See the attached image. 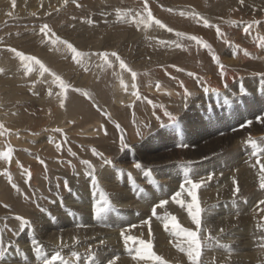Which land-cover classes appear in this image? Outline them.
<instances>
[{
    "label": "rangeland",
    "instance_id": "1",
    "mask_svg": "<svg viewBox=\"0 0 264 264\" xmlns=\"http://www.w3.org/2000/svg\"><path fill=\"white\" fill-rule=\"evenodd\" d=\"M223 1L224 0H221L220 2L223 4L224 3ZM141 2L139 0H75V3H73V0H35V1L34 0H0V69H2L3 72L5 71L4 72L5 74H4L3 72L1 73L2 70H0V79H1L0 81L4 82V83L6 82L8 84L7 87H16L17 85H18V87H21V89L23 91L20 89V90H18V92H20V94L23 93L22 99H24V101H22V102H26L29 100L34 101V99L36 98V94H35L36 91H39V90L44 91L42 94H47L48 91H46V88H48V87L58 88L59 92L61 93L59 95V97H61V98H59V102L57 103V105L59 106V108H62V112L66 113V114L69 113L71 115L70 120L72 119L71 121L69 120L70 122L68 123V125H65V126L70 127V128H71V125L73 126V124H76V126H77V127L72 128V130H70V132H68L70 134L69 136H71V137L78 138V134L76 132H73V131L78 130L82 126L83 123H86V124L90 123L87 121H89L91 119V117L93 116V112H95V114H97V116H99L101 121L110 120L111 125L116 130V134H117L116 138H114V140H113V143H109L110 145H113V146H110L108 143L101 141L100 139H97L96 135L92 134L89 136L90 139L86 144H84L82 142H78V145L80 144L79 146H81V148L88 149L87 152L90 153L89 157H86L83 159L78 158V160H76V158H74V157L72 159H70L66 156L61 155L60 157L56 158L55 161H53V162H55L54 166H51V165L45 166L44 168H47V169H50L52 171H56L58 173H61L62 176H59L57 174L53 175V176L52 175H45L47 185H46V189L44 191L41 190V187H37L38 179L35 178L34 177L35 175L33 176L31 173H27L26 177H23L20 174L18 176L19 179L14 177L16 171L7 174V179L9 181V184L15 189L14 194L17 195L18 198H20L23 201L21 204H17V205L15 204L16 201H11V204L6 205L7 209H8L7 212L9 211V213H12V215L11 216L9 215V217H13V218H15L17 216L23 217L27 221H30V224H31V223L35 222L36 219L39 218L40 215H41V217L39 219L42 220L43 217H45V218L51 217L52 216L51 213H55V214L59 215L60 213L66 212L67 213V218H66L67 220H72L74 218V223H76L77 226H79V227L82 226L77 231V234H78V232L80 233V232L85 231V230H88V232L92 231L94 228L98 227L97 223H100L104 220H107V217L109 214H112L114 217H116L118 214L122 215V217L120 216L121 218L118 221V223H120L119 224L120 226H123V227L127 226L125 224H122V222H128L133 217H136V218H138V221L132 219V220H134V223H133L134 226L135 225L139 226L141 224V225L148 226L149 229H151V230L154 229L153 225H155V226L158 225L159 220H157V218L158 217L160 218V216L162 215V216L166 217V219H162V220H164L163 225L164 224L167 225V229H166L165 225H164L165 229L163 228V225H161L160 227H157L158 229H157L155 237H153L151 234L148 235L147 237L146 236L141 237V234H143V233H140V236L138 238L139 234L135 235V232H131V234H129L131 230L127 229L129 231V233L125 234V235L128 236V238L124 242L123 239L126 237L124 235V233H119V234L117 233L116 234L115 232H112V233L107 234L109 237H111L113 239L106 238L108 236H105V234H106L105 233L102 235V236H104L103 238H102V236L100 237V239H102V242H98L100 245L99 244L92 245L94 243L89 244L87 241H82L81 245H80L81 247L79 245H75L74 250H72V249L68 250V248H64V247L61 248L60 249L61 253L62 252H63V254L66 253L65 255L61 254V257L63 258L64 261L67 262V264H109L110 261L112 262V264H114L115 260L110 258L111 253L108 252L107 250H110L113 248L116 250H118V249L121 250L128 243L135 242L137 240V244L140 246V249L137 251V253H133V255L134 256L139 255L138 258H140V259L145 258L144 260H137L138 264H141L142 262H143L142 264H155V263L161 264V262L157 261L156 257H159V256L160 257H166V255L163 253V252H165L166 248L168 250L173 249L174 252L178 253L179 257L183 258V259L179 260L178 262L185 261V263H188L187 259H189V258H188V255L186 254V252L190 246L195 247V245L191 244L187 233L184 231H180V229L187 230L188 228L186 226L192 220V216L189 214L190 213L189 212L190 211L189 205H192V208H191L192 213L196 212L195 208H196V205H198L199 208L201 209V212L199 213V220L201 219L200 223H199V227L197 225L196 226L193 225L192 226L193 228L191 229L192 230L191 232H195L197 234V239L199 240V242L201 241L200 245L202 244L201 245L202 248H200V255L197 258L199 260H197V262H200V264L202 263V261H203L202 264H224V262H226L225 258H218L215 255L214 256L213 255H207V254H209L210 251L206 249L205 251H208V252H204L203 245L205 246L206 240H207L210 233L217 235V233L220 230L224 229V228L218 229V226L222 225L221 227H223L224 221H226V222L229 221V217H230V220L232 221V223L230 225L231 227H228V229L231 230L232 232H234V238L235 239H230V240L226 239L227 242H231V243L232 242H234V243L245 242L244 244H242L243 246L242 245H239V246H240V248L245 247L246 249H242V253H245V252L246 253H245V255L239 256L238 258L240 260H242L241 258L244 257L246 259L245 261L247 264H264V203H261V202H264V188L260 187V183H261L260 177L262 175L261 165L264 164V120L259 121V122L256 121V118L258 116L264 117L263 113L261 114V112H259L260 109L262 107H264V105H263L264 104V73L262 72V70H264V67H263L264 65L262 64V63H264V61H263L264 60V53H263L264 52V34H263L264 33V23H263L264 17L263 16L264 15H261L262 16L261 18L259 16L258 17L259 19H257V17H255V20H253L251 18L247 19V23L249 22L248 26L243 27V29H245V27L250 29V31H247V32H249L247 36L245 35L246 32L243 33V30L242 31L237 30V32L240 34V35L238 34L239 37H237L239 43H241L239 45H242L245 48V49H243L244 52L246 51L247 53L250 54V55H246L244 53L245 55L243 56V61L246 62L248 60L247 67L249 70H251L250 72L253 73V75L252 74L250 75V72L246 71L247 73L246 72L242 73L241 74L242 77H239V80L237 82H234L232 84V86H230L228 88L229 90L226 89L224 92H213V94L211 91L209 93H207L204 90H202L201 87H199L198 85L195 86L193 83L195 81V79H193L194 76H198L197 74L200 75V73L202 75V72H199L198 67L196 65H193V60H192V58L190 59L191 55L190 56L187 55V58L184 56L185 58L179 59L177 62H175V65L172 66L173 68L176 67L175 69L171 68L172 72L173 71L176 72V73L174 72L175 76L172 72H170V73L172 74V76L174 78L179 77L178 80H180V81L182 78L185 77L184 79H188V81L192 82V85L189 88L191 89V87H192L193 89H191V90L188 89V92L189 93L191 92V93L189 96H187V98L191 97L193 95H197V96L203 97L204 99L201 98V102H197L198 97H196V99L194 101L196 104L194 103V104H192V106H190L189 105L190 101L188 102L187 99H184V102L182 103V100L176 101L177 99H175L176 98L175 96L173 97L172 95L168 94L170 96L169 98H171L174 101L169 102L172 105L168 104V102H166V103L164 102L163 104H165L164 106H166L167 104L170 106L169 107L167 105L168 106L167 109H170V112H168V113H170L173 117H175L176 122L175 123L170 122L167 124H163L160 122L159 124L158 123L153 124V123H151V121H149L146 125H144L143 123L141 124L140 122H135V124H136L135 130H134L135 132L133 134L132 133L129 134V133H127V131L125 133V129H124L123 125H121L122 123H119L117 119H113L111 116V113L108 111V108L110 107V104L108 103V101L109 102H111V101L107 97V95H108L107 93H110V91L113 92V90H111V88H110V90H108L109 89V87H108V89L105 90L106 94H107L105 96L106 98L105 97L102 98L97 93V90L95 88L96 85H94V87L88 85L89 88L86 86H84V87L82 86L83 88L82 87L80 88V87H77L75 85L76 84L74 82L76 80L75 79V74H76L75 71H77V70L81 71L82 69L85 70V69H87V67H89L91 70V67H93L94 61L92 63H90L91 65L88 66L89 61H88L87 55L78 56L77 59L74 60L73 59L74 53L67 47L66 44H63V41H67V42L73 44L75 39L84 41L87 39V37H89L88 40H90V39H92L94 41L98 40L97 42H101L102 40H105L108 37H115L116 39H126V37H128L127 36L128 35L127 30L133 31V33H135L137 30L136 25L133 23V21L136 19L135 18L136 14H134V13L137 12V14H138L139 9H142V8L145 9V0H141ZM176 3H179V2H176ZM163 4H166V3L162 0H147L148 10H149V7L151 5V7L153 9L155 7L157 9L158 8L160 9V6H161L162 10H166L169 12L171 10V8L168 6H165ZM172 4H174V3H172ZM179 4H181V3H179ZM16 5H17V7H16ZM55 5H57V6H55ZM218 7L216 9L220 11L221 7H219V8ZM36 8H37V10H36ZM163 8H165V9H163ZM7 9H8V11H7ZM117 10H120L119 15L117 14ZM154 10H152V11H154ZM170 12H172V11H170ZM8 13H11V15H9ZM216 13H217V11H216ZM5 14H7V16ZM145 15L147 16L146 11H145ZM133 18H135V19L131 22V19H133ZM224 18L225 19L227 18L226 21H228V22H226L225 19L218 18L219 21H221L222 23H225V24H221L220 26L221 27L226 26L227 30L230 32L232 31V34H233V32H235V30H234L235 28L233 27V25H236V24H233L232 20H236V18L232 19L231 23H229L230 21H229L228 16L224 17ZM249 19L252 22H250ZM262 19H263V21H262ZM223 20L225 22H223ZM226 23H228L232 27H230L229 25H226ZM250 23H251V25H250ZM44 25H47V28L42 32L41 29ZM228 26L232 29L234 28L233 29L234 31L229 30ZM252 26H254V28L257 27V28H255L256 30L254 28H252ZM241 33L244 34L245 36L242 35ZM260 34H263V35H260ZM133 35L134 34H132V36ZM187 46L191 47L190 44ZM260 46L263 48L260 49L259 48ZM74 48L77 51H80V53L81 52L85 53V51L83 52V50H81V49L79 50V47L76 45H74ZM13 49L16 51L15 52L12 51ZM227 49H228V47H227ZM232 49L233 48L231 47L230 51H232ZM16 52L23 53L26 56L36 57L50 71H48V72L42 71L40 66L38 64H36L34 61L21 60V58L16 55ZM193 52H198V50H196V48H193ZM251 52H252V54L258 53V56L260 54H262L263 57L259 56V58H258V57L254 56L255 59L258 58V59H256V61H258V62H259V59L260 60L262 59L260 61L261 65L258 62H256L257 64L253 63V62H255V60H253V58H251L253 56V55H251ZM196 54H198V53H196ZM245 57H247V58L250 57L249 59L251 60V62L249 59H245ZM107 58H109V57L107 56ZM197 59H199V58H197ZM177 63L179 65V67H178ZM198 64H199V62H198ZM185 65L191 66L192 69L189 66H186V69H187L186 70L185 68H183V66H185ZM180 66H181V68H180ZM102 67H103V69H102V77L101 78H104V77L107 78L108 77L107 86L111 85V83L113 81L112 79L114 77V74H113V72H111L109 70L110 69L109 62L105 61L102 64ZM188 68H190V69H188ZM6 69H7V71H6ZM19 69H20V72L18 71ZM68 71L69 72L72 71V72L69 73ZM259 72H260V74H259ZM52 73H55L62 80L64 79L63 82L67 86L66 88H63L64 90L60 87L58 82H55L54 77L52 76ZM262 73H263V75H261ZM26 74H27V76H26ZM11 75H13V77H11ZM63 75H65V76H63ZM176 75H179V76L177 77ZM181 75H182V77H181ZM3 76H6V78H4ZM69 76H71V77H69ZM42 77H44L43 80H42ZM173 77L167 78V80L164 79V81L170 82L172 80L171 82H174L175 79ZM68 78H70V79H68ZM15 80H17V81H15ZM38 80H40V81H38ZM36 81H37V83H36ZM135 81L138 83L136 86V89H141V87H142L141 75H139L138 73L135 77ZM182 81H183V79H182ZM8 82L9 83L12 82V84H9ZM73 82H74V84H73ZM101 82L102 81H98V85H99V83L101 84ZM240 84H242V85H240ZM238 85H240V86H238ZM26 88H28V89H26ZM241 88L244 89V94H242ZM143 89L144 88H142V90ZM77 90H79V91H77ZM144 91L146 93H142L143 94L142 97L146 100L149 99L150 103H153V101H155L154 97L158 96V95L156 93L154 95V93L152 91L147 90V89H144ZM27 92H29V93H27ZM199 92H201V93L199 94ZM230 92H233V93H230ZM221 93L222 94L224 93V94L222 95ZM66 94H68L69 97ZM220 95H222L223 97ZM225 95H227L228 97ZM74 98H78L80 101L84 100L85 106L90 109V115H89L90 117H87V119L90 118L89 120H86V118L83 115H80L79 113L76 112L77 111V106H75L76 103L72 104V101ZM60 101L63 102V106H61ZM225 101H227V102H225ZM106 104H108V105H106ZM131 104L132 103L127 102V104L123 108L126 111H131V110H133V108L128 107ZM176 104H178V105H176ZM223 104H226V105H223ZM0 105L4 106V105H2V103H0ZM184 108H188V109H184ZM171 109H172V111H171ZM179 110H182L181 112L183 115L178 113ZM74 111H75V113H74ZM177 113H178V115H177ZM77 114H79V115L77 116ZM218 114L220 115V118L222 119L220 122L216 121V119H215V117H217ZM234 116H236L237 118H236V120L233 121ZM74 118H75V120H73ZM76 118H78V119H76ZM211 121H213V122L211 123ZM248 121H251V124H247L246 122H248ZM205 122L206 123L209 122V124L207 123V125H204ZM141 125H143V126L141 127ZM241 125H244L243 129L241 128ZM235 126H238V127H235ZM48 127H49L48 125L37 127L36 128L37 130L33 129L32 133L35 135H41L43 132H45V129H49ZM56 128L62 130V131H57V133L60 136V139H61V142L63 143V145H67L66 144L67 139H66L65 132L63 131V128L60 126L59 127L56 126ZM20 129H21V126H19L16 130L20 131ZM11 130H12L11 127L3 128V130L1 131L2 134L0 136L1 140L8 141L9 140L8 137H9V134L11 133ZM142 130H143V132H142ZM203 130L212 131V133L208 134V135L203 134L200 137L196 138L195 137L196 134H198L199 132H201ZM236 131H239V132H238V134L234 135V133ZM242 132H244V133L242 134ZM230 133H231V135L228 136L227 134H230ZM164 135L167 136V140L162 142L161 138ZM122 137H123V141H124L123 144L121 143ZM241 138L242 139L244 138V140L239 141V142L236 141V140H240ZM249 138H251V140L255 142V145H256L255 147H253L252 144L249 143ZM208 140L210 142H208ZM134 141H136L139 144V148L141 150V153H143V150H144L145 153L156 154V156L159 154L158 157H160L161 163L163 161V163L165 162L166 164L165 165L158 164L156 166H150L148 163L142 164L143 162L146 163L145 161H143V158H141L139 160L135 159L133 161L139 162V164L142 165L143 168H141V170H140V168L135 167L136 169H130L129 171H127V172H129L127 174H129L130 176L133 177V178L131 177L128 180L121 179L123 173H125V172H123L122 168L118 167L119 170H118L117 182H115V181L109 182L110 186L107 185L108 189H106L107 191L111 190L112 192L113 191L115 192L116 195H113L115 200L111 199L113 196L112 197L107 196L108 200L110 201V207H107L104 210L105 213H104V211H101L99 213V215L96 216L93 212V204L100 201V199H101L100 193L101 192L104 193V191H101L100 193H98L96 191V188L92 187V182H90L91 179L86 181V177L88 176L87 175L88 173L91 174V172L95 173V171H97V167L94 166V164L91 161L92 159L90 157L92 155H93L92 158L96 157V159H94V161H96L98 163V165L101 164V162H103L104 160H106V159L108 160V158H110V160L111 159L112 160L118 159V161H116V162H118L120 164V166L122 167V165H124L126 163L125 161L127 159L119 157V155L121 156L122 153L127 150L128 145ZM140 142H142V143H140ZM188 142H190V143H188ZM200 143H202V144H200ZM245 143L251 151L249 150L247 152V154L245 153L246 155L245 154L242 155V153L240 151H243V149L241 147H242V145L244 146ZM103 144H104V146H103ZM106 144L108 145V148L110 146L113 149L112 148L111 149L106 148V150H108L109 152H105L104 150L99 149L102 146L105 147ZM181 144H183V145L186 144V146L185 147L178 146ZM9 148L12 149L11 155L14 157L16 156L15 158L18 160L19 163L24 161V160L21 161L22 156L20 155V151H21L22 147L20 144L19 145H12L10 143ZM209 148H210V150H209ZM93 149H95L96 153L102 154V156H104V157L102 158L101 155H94ZM221 150H223V151H221ZM161 151H162V153H161ZM112 152H115L116 154L113 156ZM253 152H256L257 154L253 155ZM110 154L112 155L113 158L110 157ZM176 154H177V156H176ZM99 156H100V159L98 158ZM171 156H172V158H171ZM164 157H165V159H164ZM200 158H202V159H200ZM79 160L90 162V165L82 163L83 164L82 168H84V169H82V171H81V170L77 169V165L75 162V161H79ZM258 160H259V163H257ZM194 161H196V162H194ZM49 163H51V162H49ZM145 165H146V167H147V165H149L148 166L149 169L146 168ZM131 170L137 174H135V173L133 174V172H131L132 173L131 174L130 173ZM153 171H154V173H153ZM40 173L43 175V172H40ZM139 173H145V174L148 173L149 174V175H147L148 178L143 180L141 178L142 176ZM109 175H110V173H109ZM156 175L159 177H157ZM9 176L11 177V180H9ZM110 176H111V178L113 177L112 175H110ZM59 177H62L65 180V182H67L68 187L64 188V192H61L57 188L58 183L56 182V178H59ZM138 177H139V179H138ZM33 178H34V180H36L35 182H34ZM161 179H164V181ZM188 179H191L193 182L198 183L200 185V187H198L195 190L196 191V203L195 204H193L192 197L189 195V192H188L189 189L191 188V185L186 183V181ZM18 180H20V181H18ZM133 180H136V181H133ZM142 180L144 182H142ZM147 180H148V182H147ZM151 180H154L153 181L154 183ZM125 181H127V182L125 183ZM139 181L141 183L140 185L137 184V183H139ZM150 181L156 185H153ZM202 181H204V182H202ZM234 181H235V184H234ZM161 182H163L164 184L162 185ZM201 183H202V185H201ZM150 184H151V186H150ZM182 184L184 185L183 188L181 187ZM241 184H243V185L241 186ZM14 185L16 188L14 187ZM210 185L211 186L213 185V186L211 187ZM88 186H90V187L88 188ZM115 186H117V187H115ZM146 186H148V187H146ZM111 187H113L114 189ZM132 187H134V189ZM162 188H163V191H161ZM237 188H238V191H236ZM92 189L94 191H92ZM169 189H171L172 192ZM212 189H213V191H212ZM72 190H73V193H72ZM69 191L72 193V195H74L73 200L70 202H68V199H67V194ZM90 191H92V192H90ZM127 191H129V194ZM234 191H235V195H234ZM88 193H91V194H88ZM120 193H122V196H124V197L126 196L128 200L132 201L131 203H133V204L128 205L127 202L122 201L124 199L121 200L120 198H118L117 196L121 197ZM130 193H131V195H130ZM155 193H157V194H155ZM168 193H169V195H168ZM176 193H180V195L178 196V199H177V196L175 197V199L173 198ZM126 194H128V196ZM147 196H148V198H147ZM130 198H135V199H130ZM148 199H150V200H148ZM189 200H191V201H189ZM119 201L126 203V206L125 207L124 206L123 207L118 206V208H117L115 203L119 202ZM134 201H136V202H134ZM137 201H139V202H137ZM161 201H165L166 203L163 206H160ZM29 202H33V206L30 205ZM140 202H141L143 207H144V205H146L144 207L145 209L141 206ZM136 204H137V206L139 204L138 208L135 206ZM153 205L157 207V208L155 207V214H153V208H154ZM179 205H180V207H179ZM183 205L186 207H184ZM98 206L100 208H104L103 203H99ZM140 207H142V208H140ZM146 208H148V209H146ZM257 208L259 209V212L261 213V216L259 219H257V220L251 219L249 217L250 213L247 215V217L246 216L242 217V214H244L245 212L246 213L248 212L246 210H250V209L255 210ZM81 209L83 212L81 211ZM136 210H137V213L135 214ZM147 210H148V212H147ZM13 211H17V213L13 212ZM164 211L167 213L164 214ZM203 211H205V212H203ZM206 212L209 213L210 214L209 216H211V217L216 216V219L213 218V220L211 219L210 221H215L217 223V228L216 227L213 228V224H204L203 225V223L206 222V220L203 219V217L205 216L204 213H206ZM126 213H127V216H126ZM132 213H133V215H132ZM25 215H27V216H25ZM123 215L125 217V220L122 219V218H124ZM62 216H64V214ZM173 217L175 218V222L172 219ZM180 218L182 221L180 220ZM226 218H227V220H225ZM75 219H77V220H75ZM88 219H89V221H88ZM168 219H170L171 221ZM243 219H246V222L242 221ZM13 220L15 222L10 227V231H11V238L14 240V238H16L17 235L24 234V233H22V234H19V233L24 226H28L29 224H25L22 226L21 221H19L17 219H13ZM108 220H110V219H108ZM183 220H184V222H183ZM216 220H218V221H216ZM42 221L44 222V220H42ZM139 221L140 222L142 221V222L138 223ZM147 222H151V223H148L147 225L144 224ZM112 223H114V222H112ZM155 223H157V224H155ZM85 224H87V225L85 226ZM96 224H97V226H96ZM128 224L130 225V223H128ZM94 225H95V227H94ZM168 225L171 227V230H170ZM174 225H179V229L178 228L175 229ZM203 226H206L207 228L203 227ZM90 227H92V228H90ZM238 227H239V229H238ZM112 228L113 227H111V226L109 227L110 230ZM168 228H169V231H168ZM83 229H85V230H83ZM215 229H216V232H215ZM236 230H237V232H236ZM170 231L172 232L171 235L172 236L174 235L173 237L170 236V234H169ZM188 232H190V231H188ZM182 234H183V236H181ZM204 234H205V237H204ZM222 235L223 234H221V236ZM1 236L3 237L5 235L1 234ZM231 236H233V235H231ZM131 237H136V239H133ZM218 237H220V236H218ZM227 237H230V236L227 235ZM129 238H131V239H129ZM166 238H168V239H166ZM219 239H222V241H223L222 237H220ZM109 240L111 243L108 242ZM0 241H2V239H0ZM141 241H144L143 246L140 243ZM172 241H174V242H172ZM175 241H176V243H175ZM108 243H110V245ZM173 243H175L176 246L172 245ZM10 244H11V242H9L6 247H3L4 255L0 256V259H1V258H4L5 255L7 256L9 254L7 256V260H10V261L8 263L7 262L5 263L4 261H1L2 260L1 259L0 264H15V263H12V262H15V261H12L13 259L19 258V257H20L19 259H21V258L23 259L24 258L23 255L25 253H29V252H30L29 254L32 255L35 260L41 261V262H39V264H43V258L50 257L53 253H56V251H51L47 248H43L41 245V242L38 244L42 249L43 258L40 257L41 252L39 254H37L36 252L33 251V246L30 247L28 245V249L22 250L21 248H18V247L8 246ZM84 244H86L85 245L86 247L83 246ZM148 244H150V247H151V248L149 247L150 249L149 248L146 249L149 246ZM178 244L180 245V247L177 250ZM2 246H3V243H2ZM181 248L185 249V251H181L180 250ZM65 249H67V250H65ZM140 250H142V251H140ZM222 250H223V252H222ZM222 250H219V252L224 253V251H225L224 255L227 253H230L229 254V256L231 258L230 261L234 262L235 257L233 258V256L231 255L232 251L227 250V249H222ZM114 252H113V254H114ZM125 252H127L126 248H125ZM237 252H239V251H237ZM73 253H78L79 257L77 258L76 256L73 255ZM85 254H87V255H85ZM152 254H153V256H151ZM205 254H206V256H205ZM184 255H186V256L184 257ZM150 257H153V258L151 259ZM40 258H42V259H40ZM131 258L128 257L127 260L123 258L124 263H126V261H127V264H129L128 262L132 261ZM210 258H212V259H210ZM107 259H110V260L108 261ZM217 262H219V263H217ZM242 263H243V261H242ZM17 264H29V262H25L24 260H18ZM191 264H193L192 261H191Z\"/></svg>",
    "mask_w": 264,
    "mask_h": 264
},
{
    "label": "bare ground",
    "instance_id": "2",
    "mask_svg": "<svg viewBox=\"0 0 264 264\" xmlns=\"http://www.w3.org/2000/svg\"><path fill=\"white\" fill-rule=\"evenodd\" d=\"M35 1V0H34ZM141 2V0H139ZM164 1L166 4H163L165 6H168L171 8L170 11L172 12H168L166 10H162L161 6L160 9L158 8H152L151 5L149 7V10L152 14V17H154L156 20L161 21L164 25H166V27L162 28L158 25H156L154 22H150L148 23V26L145 27V22H148V17L145 15V9H139V15H137V12L134 13L136 14V19L134 20L131 19V22L133 21V23L136 25L137 30L135 33H133V31H128V37H126V39H116L115 37H108L105 40H102L101 42H97L94 41L92 39L88 40L89 37H87L86 40L81 41V40H77L75 39L74 43L72 44L73 46L76 45L79 47V50H83V52L85 51V53L88 56V66L91 65L90 63H92L94 61L93 67H91V70L89 67H87V69L85 70H77L75 71V85L77 87H88L92 86L96 88L97 93L99 94L100 97L104 98L107 94V97L110 99L111 102L108 101V103L110 104V107L108 108V111L111 113V116L113 119H117L119 123H122L121 125H123L124 129H125V133L127 131V133L129 134H133L135 131V122H140L141 124L143 123L144 125H146L149 121H151V123L153 124H159L160 122L163 124H167L170 123L169 117L168 115H166L165 113L170 112V109H167V107L169 106L168 104L172 105L169 102H172L174 100H172L171 98H169V95H172L173 97L175 96L177 99L176 101H181L182 103L184 102V99H187V101H190V106H192V104H194L196 97L197 98V102H201V98L200 96L197 95H193L191 97H185L184 93H185V89H190L189 87L192 85L191 81H188V79H181L178 80V76L176 75L178 78H174L172 76V74L170 72L171 68H173L172 66L175 65V62H177L179 59L182 58H187V55L190 56V59L192 58L193 60V65H196L199 69V72H202V75L200 73L197 74L198 76H194L193 79H195V81L193 82L194 85H198L199 87L202 88V90H204L205 87H207L209 89V91L207 93H209L212 89H215V92H224L226 89L229 90L228 88L230 86H232V84L234 82H237L239 80V77H242L241 74L246 72V71H251L248 69L247 67V62L243 61V56L245 55L243 49H245L242 45H239L241 43H239L238 41V31H242L243 33L246 32L245 29H243L244 26H248L247 23V19L251 18L253 20H255V17H257V19H259L258 17L260 16V18L262 17L261 15H264V0H224L223 4L220 2L221 0H162ZM105 2V1H104ZM179 2V3H176ZM142 3V2H141ZM174 3V4H172ZM32 4V3H31ZM38 5V4H37ZM40 5V4H39ZM10 6V5H9ZM24 6V5H23ZM31 6V5H30ZM34 6V5H33ZM57 6V5H55ZM153 6V5H152ZM221 7L220 11L217 10V7ZM17 7V5H16ZM20 7V6H19ZM29 7V6H28ZM35 7V6H34ZM148 7V6H147ZM154 7V6H153ZM218 7V8H219ZM4 8V7H3ZM6 8V7H5ZM9 9V8H8ZM7 9V11H8ZM20 9V8H19ZM23 9V8H22ZM21 9V10H22ZM52 9V8H51ZM165 9V8H163ZM10 10V9H9ZM17 10V9H16ZM37 10V8H36ZM154 10V11H152ZM168 10V9H167ZM27 11V10H26ZM217 11V13H216ZM219 11V12H218ZM32 12V11H31ZM2 13V12H1ZM28 13V12H27ZM33 13V12H32ZM181 13H184V15H181ZM199 14V16L197 17L196 15L193 14ZM48 14V13H47ZM7 16V14H5ZM223 17H222V16ZM230 15V16H229ZM2 16V15H1ZM229 17V23H231V20L236 18V20H232L233 24V28L235 30V32L232 31H228L226 26H220L221 24H225L222 23L221 21L218 20V18H222L225 19L224 17ZM264 17V16H263ZM141 18L143 19L144 22H140L137 23L136 21H140ZM203 18V19H200ZM206 19L209 23L210 26H205V24L203 23V20ZM256 19V20H257ZM227 20V18L225 19V21ZM250 20V19H249ZM223 20V22H225ZM263 21V19H262ZM228 22V21H226ZM250 22H252L250 20ZM264 23V22H263ZM226 25H229L228 23H226ZM251 25V23H250ZM254 25V24H253ZM230 27H232L231 25H229ZM228 26V27H229ZM255 26V25H254ZM254 26H252V28H254ZM25 27V26H24ZM217 27L219 28V32L220 34L218 35L217 33ZM229 27V30H233L232 28ZM101 28V27H100ZM172 29V31H168L167 29ZM246 28V27H245ZM257 28V27H255ZM254 28V29H255ZM260 28V27H259ZM106 29V28H105ZM109 29V28H108ZM110 30V29H109ZM233 30V31H234ZM256 30V29H255ZM93 31V30H92ZM98 31V30H97ZM248 31H250V29L248 28ZM104 32V31H103ZM237 32V33H236ZM92 33V32H91ZM177 33H183L186 35H181L178 36ZM249 32H246L245 35L247 36ZM132 34H134L132 36ZM242 34V33H241ZM264 34V33H263ZM260 34V35H263ZM240 35V34H239ZM244 35V34H242ZM244 35V36H245ZM132 36V37H131ZM189 36H195V37H199L201 38L204 42L207 43V45H209L210 47H204L201 44H198L196 41L189 39ZM119 37V36H118ZM85 38V37H84ZM245 38V37H244ZM248 39V38H247ZM250 39V38H249ZM258 43V42H257ZM64 44V43H63ZM191 45V47H188L187 45ZM255 44V43H254ZM15 45V44H14ZM180 45V46H177ZM228 47V49H227ZM233 48L232 51H230V48ZM16 48V47H15ZM28 48V47H27ZM193 48H196V50H198V52H193ZM260 49L263 47H259ZM259 49V50H260ZM80 52V51H78ZM112 52H116L118 54V56L120 57V60H123L124 63L127 65V69H131V72H129L127 69H122L120 67V60H117L116 57L111 56L110 54ZM190 52V53H189ZM254 52V51H253ZM260 52V51H259ZM82 53V52H81ZM100 53H109L108 57L106 60L105 58H102L99 54ZM198 53V54H196ZM256 53V52H255ZM264 53V52H263ZM260 54V53H259ZM250 55V54H249ZM253 55L251 58H253V60H255L256 63L258 61H256V59L259 58V56H262V54H260L258 56L257 54H252ZM185 56V57H184ZM214 56L217 58L214 60ZM258 57L255 59V57ZM263 57V56H262ZM54 58V57H53ZM199 58V59H197ZM250 57H245V59H249ZM97 59V60H96ZM244 59V60H245ZM218 60V62H217ZM250 60V59H249ZM252 60V61H253ZM262 60V59H261ZM259 59V64L260 61ZM18 61V60H17ZM107 61L110 64V71L113 72L114 77H113V81L111 83V85L107 86L108 83V77H102V64ZM183 61V60H182ZM187 61V60H186ZM264 61V60H263ZM78 62V61H77ZM199 62V64H198ZM251 62V60H250ZM249 62V63H250ZM10 64V63H9ZM80 64V63H79ZM181 64V63H180ZM257 64V63H256ZM264 65V63H262ZM7 65V64H6ZM178 65V63H177ZM220 65H223V76L221 75V68ZM250 65V64H249ZM254 65V64H253ZM261 65V64H260ZM262 65V66H263ZM9 66V65H8ZM19 66V65H18ZM76 66V65H75ZM186 66L189 65H185L183 66V68L186 69ZM255 66V65H254ZM257 66V65H256ZM261 66V67H262ZM179 67V65H178ZM191 68V66H189ZM260 67V68H261ZM264 67V66H263ZM17 68V67H16ZM66 68V67H65ZM86 68V67H85ZM176 68V67H175ZM173 68V69H175ZM181 68V66H180ZM188 68V69H190ZM172 69V70H173ZM179 69V68H178ZM177 69V70H178ZM192 69V68H191ZM253 69V68H252ZM256 69V68H255ZM2 70V69H0ZM69 70V69H68ZM73 70V69H72ZM90 70V71H89ZM187 70V69H186ZM7 71V69H6ZM20 72V69L18 70ZM23 71V70H22ZM3 72V70L1 71V73ZM5 72V71H4ZM3 72V73H4ZM24 72V71H23ZM22 72V73H23ZM69 72V71H68ZM72 72V71H70ZM69 72V73H70ZM74 72V73H75ZM132 72H135L136 74L138 73L139 75H141V89H136L133 88V84H135L137 86V82L135 80H133L132 77ZM175 71H173L172 73L174 74ZM253 72V71H252ZM261 72V71H260ZM259 72V74H260ZM262 72L264 73V70H262ZM176 73V72H175ZM247 73V72H246ZM263 73L261 75H263ZM5 74V73H4ZM3 74V75H4ZM253 75V73L250 72V75ZM8 75V74H7ZM25 75V74H24ZM66 75V74H65ZM63 75V76H65ZM157 75V76H156ZM246 75V74H245ZM249 75V76H250ZM255 75V74H254ZM27 76V74H26ZM175 76V74H174ZM4 78H6V76H3ZM11 77H13V75H11ZM40 77V76H39ZM71 77V76H69ZM73 77V76H72ZM173 77L175 80L174 82H165L164 79L167 80V78H171ZM182 77V75H181ZM251 77V76H250ZM8 78V77H7ZM44 77H42L43 80ZM101 78V79H100ZM254 78V77H253ZM252 78V79H253ZM258 78V77H257ZM9 79V78H8ZM26 79V78H25ZM67 79V78H66ZM65 79V80H66ZM70 79V78H68ZM100 79V80H99ZM104 79V80H103ZM137 79V78H136ZM241 79V78H240ZM245 79V78H244ZM1 80V79H0ZM11 80V79H10ZM23 80V79H22ZM27 80V79H26ZM64 80V79H63ZM121 80H123L124 84L123 86L121 85ZM138 80V79H137ZM263 80V79H262ZM9 81V80H8ZM17 81V80H15ZM40 81V80H38ZM98 81H102L101 84L99 83L98 85ZM241 81V80H240ZM245 81V80H244ZM73 82V84H74ZM157 82L159 83V89H157ZM9 83V82H8ZM37 83V81H36ZM39 83V82H38ZM248 83V82H247ZM263 83V82H262ZM9 84H12V82H10ZM110 84V83H109ZM181 84L183 85V87L181 86ZM249 84V83H248ZM252 84V83H251ZM7 83L5 82H1L0 81V103H2L1 106L0 105V124H3V128H9L11 127V133L9 134L8 137V141H4L1 140L0 138V151H7L9 149L10 143L12 145H21V151H20V155L22 156V160L23 162H18V160L10 155V158L8 159H0V239H2V243H3V247H6L7 244L9 242H11L10 245L11 247H18L21 248L22 250H26L28 249V245L31 247L32 245V241L35 240L38 243L41 242V245L43 248H47L51 251H56L58 252L60 255L63 254V252L61 253V248H68L74 250L75 245H81L82 241H87L89 244L90 243H94L92 245H97L99 244L98 242H102V239H100V237L105 234V236H108L107 234L115 232L116 234L118 233H124L128 234L129 230L131 234V232H135V235H138V238L141 234L142 236H148V235H152L153 237H155L156 232H157V227H160L161 225H163V221L162 219H166V217L160 216V218L158 217L157 220L158 221V225L155 226L153 225V230L149 229L148 226L145 225H139V226H134V220L138 221V218L133 217L132 219H130L128 222H122V224H125L127 226L123 227L120 226L118 223V221L120 220V218L122 217V215H117L116 217H114L112 214H107V220H104L98 224V227L94 228L92 231L88 232V230L82 231V232H78L79 230V226H77L76 223H74V218L72 220H67V213H60L59 215L55 214V213H51L52 216L49 218H45L43 217L42 220H44V222L39 219L41 217V215L39 216V218L36 219L35 222L31 223L28 226H24L22 228V230L20 231L19 234L22 235H17L16 238H14V240L11 238V231H10V227L12 226V224L15 222L13 219V217H9V215L11 216L12 213H9V211L7 212V206L11 204V201H16L15 204H21L23 201L18 198L17 195L14 194V188L9 184V181L7 179V174L11 173V172H15L14 177H16L17 179L18 176L21 174L23 177H26L27 173H31L35 178L38 179V183H37V187H41V190H45L46 189V178L45 175H59L62 176L61 173H58L56 171H52L50 169L44 168L45 166L51 165L54 166L55 165V161L56 158L62 156H66L70 159H72L73 157L76 158V160H78V158L83 159L86 157L90 156V153L87 152L88 149L85 148H81V146L78 145V142H82L84 144H86L89 141V136L90 135H96L97 139H100L101 141H104L106 143H113L114 138H116V130L113 128V126L111 125V121L110 120H103L101 121L99 116H97V114H95V112H93V116L91 117V119H87V117H90V109L87 108L85 106V102L80 101L78 98H74L72 101V104H75V106H77V113H79L80 115H83L86 120H89L87 122H90L88 124L83 123L82 126L78 129V130H74L73 132H76L78 134V138H74L69 136L70 134L68 132H70V130H72V128L77 127L76 124H73V126L71 125L70 127H67L65 125H68V123L72 120H70L71 115L68 113H64L62 112V108H59V106L57 105V103L59 102V95L61 94L58 90V88L54 87H48L46 88V91H48L47 94H42L44 91H36V98L34 99V101L29 100L26 102H22L24 101L23 98V93L20 94V92H18V90L21 89V87H18V85L16 87H7ZM21 85V84H20ZM74 85V86H75ZM242 85V84H240ZM238 85V86H240ZM15 86V85H14ZM71 86V85H70ZM111 86V87H110ZM197 86V87H198ZM244 86V85H243ZM82 87V88H83ZM109 87V89H108ZM196 87V88H197ZM198 87V88H199ZM256 87V86H255ZM254 87V88H255ZM23 88V87H22ZM60 88V87H59ZM69 88V87H68ZM72 88V87H71ZM89 88V87H88ZM113 90V92L110 91V93L106 94V89L108 90ZM142 88L150 90L154 93L158 95L154 97L153 103H150L149 99H144L142 97V93H146L144 91V89L142 90ZM197 88V89H198ZM200 88V89H201ZM25 89V88H24ZM28 89V88H26ZM73 89V88H72ZM75 89V88H74ZM191 89H193L191 87ZM190 89V90H191ZM22 90V89H21ZM62 90V89H61ZM64 90V89H63ZM23 91V90H22ZM21 91V92H22ZM27 91V90H26ZM149 91V92H150ZM193 91V90H192ZM256 91V90H255ZM62 92V91H61ZM65 92V91H64ZM68 92V91H67ZM133 92H138L140 98L138 99L137 96L133 95ZM203 92V91H202ZM213 94V91H211ZM237 92V91H236ZM235 92V93H236ZM25 93V92H24ZM29 93V92H27ZM46 93V92H45ZM70 93V92H69ZM191 93V92H190ZM201 92H199L200 94ZM205 93V92H204ZM233 93V92H230ZM26 94V93H25ZM97 94V95H98ZM169 94V95H168ZM220 94V93H219ZM222 94V93H221ZM224 94V93H223ZM222 94V95H223ZM20 95V96H19ZM34 95V94H33ZM68 96V94H66ZM192 95V94H191ZM204 95V94H203ZM211 95V94H210ZM217 95V94H216ZM220 95V96H222ZM231 95V94H230ZM29 96V95H28ZM65 96V95H64ZM205 96V95H204ZM212 96V95H211ZM210 96V97H211ZM227 96V95H225ZM69 97V96H68ZM77 97V96H76ZM79 97V96H78ZM223 97V96H222ZM228 97V96H227ZM29 98V97H28ZM32 98V97H31ZM71 98V97H70ZM69 98V99H70ZM106 98V97H105ZM153 98V97H152ZM207 98V97H206ZM218 98V97H217ZM68 99V98H67ZM101 99V98H100ZM99 99V100H100ZM151 99V98H150ZM204 99V98H203ZM20 100V101H19ZM144 100V101H143ZM153 100V99H152ZM113 101V102H112ZM192 101V102H191ZM61 102V101H60ZM127 102L132 103L130 106L128 107H132L133 110L131 111H126L123 107L127 104ZM155 102V103H154ZM168 102V106H164L165 104L163 103ZM215 102V101H214ZM114 103V104H113ZM126 103V104H125ZM179 103V102H178ZM203 103V102H202ZM201 103V104H202ZM225 103V102H224ZM196 104V103H195ZM204 104V103H203ZM108 105V104H106ZM178 105V104H176ZM180 105V104H179ZM183 105V104H182ZM210 105V104H209ZM226 105V104H223ZM264 105V104H263ZM262 105V106H263ZM71 106V105H70ZM74 106V105H73ZM181 106V105H180ZM186 106V105H185ZM222 106V105H221ZM170 107V106H169ZM182 107V106H181ZM184 107V106H183ZM174 108V107H173ZM176 108V107H175ZM192 108V107H191ZM198 108V107H197ZM259 108V107H258ZM124 109V110H123ZM128 109V108H127ZM184 109H188V108H184ZM95 110V109H94ZM191 110V109H190ZM218 110V109H217ZM172 111V109H171ZM176 111V110H175ZM182 110H179L178 113L182 114L181 112ZM188 111V110H187ZM199 111V110H198ZM225 111V110H224ZM192 112V111H191ZM261 114L263 113L264 115V107H262L260 109ZM75 113V111H74ZM92 113V112H91ZM176 113V112H175ZM177 113V115H178ZM77 114V116L79 115ZM132 114V115H131ZM100 115V114H99ZM175 115V114H174ZM176 115V116H177ZM183 115V114H182ZM185 115V114H184ZM54 116V117H53ZM68 116V117H67ZM205 116V115H204ZM224 116V115H223ZM135 117V118H134ZM181 117V116H180ZM236 116H234V120H236ZM54 119V120H53ZM78 119V118H76ZM135 119V120H134ZM204 119V118H203ZM216 121L220 122L222 119L220 118V115L218 114L217 117H215ZM53 120V121H52ZM70 120V121H69ZM75 120V118L73 119ZM84 120V119H83ZM159 120V121H158ZM78 121V120H77ZM257 121V119H256ZM74 122V121H73ZM213 121H211L212 123ZM77 123V122H76ZM209 124V122H207ZM207 123L205 122L204 125H207ZM242 124V123H241ZM256 124V123H255ZM48 125L49 129H45V132H43L41 135H35L32 133L33 129L35 130L37 127L40 126H46ZM257 125V124H256ZM259 125V124H258ZM262 125V124H261ZM19 126H21L20 131L16 130ZM57 127H62L63 131L65 132L66 135V139H67V145H63V143L61 142L60 136L58 135L56 129ZM143 125H141L142 127ZM260 126V125H259ZM258 126V127H259ZM79 127V126H78ZM116 127V126H115ZM230 127V126H229ZM232 127V126H231ZM238 127V126H235ZM188 128V127H187ZM243 129V127H241ZM189 129V128H188ZM3 129H0V132ZM37 130V129H36ZM208 130H203L201 132H199L198 134H196V138L200 137L201 135L205 134H211L212 131H208ZM249 131V130H248ZM36 132V131H35ZM42 132V131H41ZM143 132V130H142ZM239 131H236L234 133V135L238 134ZM227 133V132H226ZM244 132H242L243 134ZM64 134V133H63ZM128 134V135H129ZM168 134V133H167ZM233 134V133H232ZM240 134V133H239ZM140 135V134H139ZM228 136L231 135L227 134ZM233 135V136H234ZM1 136V134H0ZM144 136V135H143ZM157 136V135H156ZM242 136V135H241ZM132 137V136H131ZM154 137V136H153ZM95 138V139H96ZM144 138V137H143ZM149 138V137H148ZM210 138V137H209ZM224 138V137H223ZM131 139V138H130ZM146 139V138H145ZM214 139V138H213ZM239 139V138H238ZM79 140V141H78ZM132 140V139H131ZM167 140V136L164 135L161 138V141L164 142ZM229 140V139H228ZM244 140V138L240 139V140H236L237 142ZM66 141V140H65ZM91 141V140H90ZM130 141V140H129ZM192 141V140H191ZM222 141V140H221ZM64 142V141H63ZM148 142V141H147ZM160 142V141H159ZM208 142H210L208 140ZM213 142V141H212ZM142 143V142H140ZM190 143V142H188ZM196 143V142H195ZM260 143V142H259ZM102 144V143H101ZM194 144V143H193ZM202 144V143H200ZM205 144V143H204ZM216 144V143H215ZM218 144V143H217ZM241 144V143H240ZM83 145V144H82ZM98 145V144H97ZM110 145V144H109ZM186 145V144H185ZM219 145V144H218ZM59 146V147H58ZM95 146V145H94ZM104 146V144H103ZM101 147L99 149L104 150L105 152H109L107 149H111L113 145H110L108 148V145L106 144L105 147ZM203 146V145H202ZM220 146V145H219ZM227 146V145H226ZM84 147V146H83ZM86 147V146H85ZM215 147V146H214ZM213 147V148H214ZM223 147V146H222ZM170 148V147H169ZM220 148V147H219ZM233 148V147H232ZM243 149V151H240L243 154H247V152L250 150L246 143L245 145L241 147ZM113 149V148H112ZM124 149V148H123ZM142 149V148H141ZM206 149V148H205ZM90 150V149H89ZM92 150V149H91ZM115 150V149H114ZM165 150V149H164ZM183 150V149H182ZM210 150V148H209ZM212 150V149H211ZM100 151V150H99ZM103 151V152H104ZM184 151V150H183ZM206 151V150H205ZM223 151V150H221ZM251 151V150H250ZM165 152V151H164ZM74 153V155L72 154ZM162 153V151H161ZM216 153V152H215ZM250 153V152H249ZM116 153L112 152V155L114 156ZM118 154V153H117ZM240 154V153H239ZM245 154V155H246ZM92 155V154H91ZM105 155V154H104ZM112 155L110 154V157H112ZM159 155V154H158ZM158 155L156 156V154H149V153H145L143 150V153H141V150L139 148V144L134 141L131 144L128 145V148L125 152L122 153V155L119 157L125 158L127 159L124 163V165H122V167L120 166V164L116 161H118V159H111L108 158L109 161H111L110 164H105V160L103 162H101V164L98 165V163L96 161H94V159H96V157L92 156L90 157L92 160V163L94 164L95 167H97V171H95V173H88L87 177H86V181H88L89 179L90 182H92V187L96 188V191L98 193H100L101 191H104V194H106V196H113L116 195L115 192L113 193L111 190L107 191L106 189H108L107 187L110 186L109 182L115 181L117 182V176H118V167L122 168L123 175L121 177V179L124 180H128L130 179L132 176H130L129 171L130 169H136L135 168V164L137 162H134L133 160L137 159H141L143 158V161H145L146 163H142V164H149L150 166H156L158 164L161 165H165L166 163L160 160V157H158ZM107 156V155H106ZM109 156V155H108ZM118 156V155H117ZM177 156V154H176ZM184 156V155H183ZM212 156V155H211ZM104 156H102L103 158ZM245 157V156H244ZM243 157V158H244ZM100 159V156L98 157ZM113 158V157H112ZM117 158V157H116ZM169 158V157H168ZM172 158V156H171ZM247 158V157H246ZM165 159V157H164ZM185 159V158H184ZM202 159V158H200ZM238 159V158H237ZM98 160V159H97ZM107 160V159H106ZM199 160V159H198ZM235 160V159H234ZM165 161V160H164ZM51 162V163H49ZM76 165H77V169L81 170L84 169L82 168V161H75ZM122 162V161H121ZM141 162V161H140ZM196 162V161H194ZM230 162V161H229ZM232 162V161H231ZM10 163V164H9ZM180 163V162H179ZM213 163V162H212ZM173 164V163H172ZM230 164V163H229ZM145 167L148 168V166ZM85 166V165H84ZM141 168H143V166L141 165ZM149 169V168H148ZM121 170V169H120ZM203 171V170H202ZM43 172V175L40 173ZM133 172L132 170L130 171V173ZM137 172V171H136ZM145 172V171H144ZM208 172V171H207ZM112 175L113 177L111 178ZM135 172H133L134 174ZM151 173V172H150ZM154 173V171H153ZM165 173V172H164ZM178 173V172H177ZM193 173V172H192ZM122 174V173H121ZM132 174V173H131ZM137 174V173H135ZM141 176V178L147 179L149 175L148 173H139ZM138 174V175H139ZM93 175H94V179H93ZM120 175V174H119ZM200 175V174H199ZM28 176V175H27ZM136 176V175H135ZM157 176V175H156ZM55 177V176H54ZM159 177V176H157ZM156 177V178H157ZM164 177V176H163ZM177 177V176H176ZM28 178V177H27ZM133 178V177H132ZM195 178V177H194ZM199 178V177H198ZM135 179V178H134ZM139 179V177H138ZM137 179V180H138ZM155 179V178H154ZM178 179V178H177ZM196 179V178H195ZM34 180V178H33ZM132 180V179H131ZM142 180V182H144ZM149 180V179H148ZM147 180V182H148ZM164 181V179H161ZM160 180V181H161ZM197 180V179H196ZM200 180V179H199ZM20 181V180H18ZM36 180H34L35 182ZM136 181V180H133ZM152 182L154 180H151ZM150 181V182H151ZM166 181V180H165ZM175 181V180H174ZM56 182L57 184V188L61 191L64 192V188H65V180L62 177L56 178ZM121 182V181H120ZM127 181H125L126 183ZM151 182V183H152ZM159 182V181H158ZM157 182V183H158ZM204 182V181H202ZM239 182V181H238ZM246 182V181H245ZM253 182V181H252ZM136 183V182H135ZM154 183V182H153ZM152 183V184H153ZM162 185L164 184L163 182H161ZM241 183V182H240ZM239 183V184H240ZM123 184V183H122ZM137 184H141L140 181ZM179 184V183H178ZM246 184V183H245ZM30 185V184H29ZM108 185V186H107ZM116 185V184H115ZM119 185V184H118ZM117 185V186H118ZM128 185V184H127ZM145 185V184H144ZM149 185V184H148ZM156 185V184H153ZM202 185V183H201ZM243 184H241L242 186ZM102 186V187H101ZM115 186V187H117ZM151 186V184H150ZM209 186V185H208ZM211 186V185H210ZM213 186V185H212ZM211 186V187H212ZM240 186V185H239ZM90 186H88L89 188ZM120 187V186H119ZM148 187V186H146ZM166 187V186H165ZM171 187V186H170ZM169 187V188H170ZM210 187V188H211ZM16 188V187H15ZM94 188V189H95ZM113 188V187H111ZM134 189V187H132ZM139 188V187H138ZM164 188V187H163ZM163 188L161 191H163ZM214 188V187H213ZM259 188V187H258ZM114 189V188H113ZM165 189V188H164ZM168 189V188H167ZM166 189V190H167ZM173 189V188H172ZM176 189V188H175ZM179 189V188H178ZM74 190V189H73ZM72 190V193H73ZM117 190V189H116ZM171 192L172 190L169 189ZM208 190V189H207ZM92 191H94L92 189ZM90 191V192H92ZM119 191V190H118ZM213 191V189H212ZM120 192V191H119ZM124 192V191H123ZM129 194V191H127ZM138 192V191H137ZM156 192V191H155ZM189 192V191H188ZM206 192V191H205ZM72 193L69 191L67 194V199L68 202L73 200V196ZM94 193V192H93ZM161 193V192H160ZM164 193V192H163ZM91 194V193H88ZM101 194V193H100ZM121 197L117 196L118 198H120L122 201L127 202L128 205H132L133 203H131L132 201L128 200L127 197L122 196ZM128 194H126L128 196ZM157 194V193H155ZM183 194V193H182ZM131 195V193H130ZM159 195V194H158ZM162 195V194H161ZM169 195V193H168ZM186 195V194H185ZM142 196V195H141ZM150 196V195H149ZM157 196V195H156ZM155 196V197H156ZM160 196V195H159ZM201 196V195H200ZM143 197V196H142ZM176 197V196H175ZM258 197V196H257ZM260 197V196H259ZM148 198V196H147ZM153 198V197H152ZM187 198V197H186ZM205 198V197H204ZM215 198V197H214ZM113 200H115L114 196L111 198ZM127 199V200H126ZM130 199H135V198H130ZM155 199V198H154ZM158 199V198H157ZM178 199V196H177ZM213 199V198H212ZM255 199V198H254ZM257 199V198H256ZM150 200V199H148ZM188 200V199H187ZM140 201V200H139ZM137 201V202H139ZM191 201V200H189ZM124 202H116L115 205L119 207H125L126 203ZM136 202V201H134ZM142 202V201H141ZM140 202V204H141ZM148 202V201H147ZM259 202V201H258ZM86 203V202H85ZM217 203V202H216ZM30 205L33 206V202H29ZM214 204V203H213ZM252 204V203H251ZM250 204V205H251ZM56 205V204H55ZM81 205V204H80ZM170 205V204H169ZM172 205V204H171ZM257 205V204H256ZM100 206V205H99ZM134 206V205H133ZM137 208L139 206H137V204L135 205ZM142 206V204H141ZM146 205H144L145 207ZM154 206V205H153ZM174 206V205H173ZM184 206V205H183ZM210 206V205H209ZM219 206V205H218ZM227 206V205H226ZM260 206V205H259ZM56 207V206H55ZM143 207V206H142ZM140 207V208H142ZM143 207V208H144ZM151 207V206H150ZM180 207V205H179ZM186 207V206H184ZM214 207V206H213ZM84 208V207H83ZM149 208V207H148ZM146 208V209H148ZM157 208V207H156ZM218 208V207H217ZM228 208V207H227ZM145 209V208H144ZM143 209V210H144ZM162 209V208H161ZM186 209V208H185ZM196 209V208H195ZM213 209V208H212ZM249 209V208H248ZM261 209V208H260ZM10 210V209H9ZM129 210V209H128ZM138 210V209H137ZM137 210L135 211V214L137 213ZM142 210V211H143ZM165 210V209H164ZM184 210V209H183ZM211 210V209H210ZM217 210V209H216ZM245 210V209H244ZM243 210V211H244ZM251 210V209H250ZM246 210L248 211L247 213L243 212L244 214H242L243 216H246L249 214V217L251 219H259L261 216V213L259 212V209H255V210ZM258 210V211H257ZM82 211V209H81ZM86 211V210H85ZM169 211V210H168ZM215 211V210H214ZM12 212V211H11ZM16 212L17 211H13ZM83 212V211H82ZM148 212V210H147ZM146 212V213H147ZM178 212V211H177ZM190 212V211H189ZM188 212V213H189ZM205 212V211H203ZM211 212V211H210ZM105 213V211H104ZM110 213V212H109ZM161 213V212H160ZM167 213L164 211V214ZM64 214V216H62ZM103 214V213H102ZM124 214V213H123ZM163 214V213H162ZM169 214V213H168ZM214 214V213H213ZM226 214V213H225ZM87 215V214H86ZM133 215V213H132ZM131 215V216H132ZM204 217L203 219L206 220V222L203 223L204 224H213V228H217V223L215 221H210L211 219L213 220V218L216 219V216L211 217L209 216V213H204ZM222 215V214H221ZM15 216V215H14ZM27 216V215H25ZM80 216V215H79ZM83 216V215H82ZM97 216V215H96ZM101 216V215H100ZM121 216V217H120ZM127 216V213H126ZM135 216V215H134ZM141 216V215H140ZM169 216V215H168ZM224 216V215H223ZM228 216V215H227ZM226 216V217H227ZM238 216V215H237ZM105 217V216H104ZM103 217V218H104ZM124 217V215H123ZM139 217V216H138ZM171 217V216H170ZM218 217V216H217ZM88 218V217H87ZM220 218V217H219ZM228 218V217H227ZM227 218L225 220H227ZM236 218V217H235ZM234 218V219H235ZM96 219V218H95ZM101 219V218H100ZM123 220H125V217L122 218ZM184 219V218H183ZM218 219V218H217ZM77 220V219H75ZM86 220V219H85ZM92 220V219H91ZM170 220V219H168ZM167 220V221H168ZM181 220V218H180ZM201 220V219H200ZM89 221V219H88ZM171 221V220H170ZM182 221V220H181ZM187 221V220H186ZM203 221V220H202ZM218 221V220H216ZM234 221V220H233ZM242 221L246 222V219H243ZM254 221V220H253ZM260 221V220H259ZM91 222V221H90ZM114 222V223H112ZM142 222V221H141ZM140 221L138 223H141ZM169 222V221H168ZM167 222V223H168ZM175 222V220H174ZM184 222V220H183ZM250 222V221H249ZM17 223V222H16ZM130 223V225L128 224ZM151 222H147L144 224H148ZM232 221L230 220L229 217V221H224V225L223 227H221L222 225L218 226L219 228H224L222 230H220L217 235L215 234H209V236L212 237V239H208L206 240V244L205 246L203 245V249L204 252H208L205 251L206 249L209 250V254L207 255H215L218 258H225L224 264H245L246 263V259L243 257L241 258L242 260H240L238 257L239 256H243L245 255V253H242V249H246L245 247L240 248L239 245L244 244L245 242H227V240L230 239H235L234 238V232H232L231 230L228 229V227H231ZM243 223V222H242ZM89 224V223H88ZM96 224V226H97ZM143 224V223H142ZM157 224V223H155ZM174 224V223H173ZM181 224V223H180ZM187 224V223H186ZM238 224V223H237ZM87 224H85L86 226ZM165 225V224H164ZM163 225V228H164ZM193 225H197L196 223L193 222V220H191L188 224H187V230L188 231H192L191 229L193 228ZM247 225V224H246ZM91 226V225H90ZM113 227L111 230L109 229V227ZM169 226V225H168ZM210 226V225H209ZM95 227V225H94ZM206 227V226H203ZM240 227V226H239ZM238 227V229H239ZM242 227V226H241ZM92 228V227H90ZM162 228V227H161ZM170 230L171 227L169 226ZM168 228V231H169ZM198 228V227H197ZM207 228V227H206ZM165 229V228H164ZM167 229V228H166ZM176 229V227H175ZM217 229V230H218ZM237 229V230H238ZM241 229V228H240ZM198 230V229H197ZM203 230V229H202ZM236 230V232H237ZM242 230V229H241ZM174 231V230H173ZM201 231V230H200ZM164 232V231H163ZM180 232V231H179ZM203 232V231H202ZM216 232V229H215ZM244 232V231H243ZM159 233V232H158ZM165 233V232H164ZM167 233V232H166ZM174 233V232H173ZM205 233V232H204ZM1 234L5 235V236H1ZM80 234V235H79ZM170 236H172V232L170 231ZM180 234V233H179ZM185 234V233H184ZM221 234H223L221 236ZM163 235V234H162ZM227 235H229L230 237H227ZM233 235V236H231ZM239 235V234H238ZM126 236V235H125ZM174 236V235H173ZM172 236V237H173ZM178 236V235H177ZM176 236V237H177ZM183 236V234L181 235ZM208 236V237H209ZM223 238L219 239L220 237ZM236 236V235H235ZM104 236H102L103 238ZM123 237V236H122ZM171 237V238H172ZM205 237V234H204ZM75 238V239H74ZM106 238H111V237H106ZM128 238V236H126L123 240L125 242V240ZM133 239H136V237H131ZM170 238V237H169ZM88 239V240H87ZM113 239V238H111ZM132 239V240H133ZM141 239V238H140ZM143 239V238H142ZM168 239V238H166ZM185 239V238H184ZM190 239V238H189ZM227 239V240H226ZM152 240V239H151ZM171 240V239H170ZM225 240V241H224ZM104 241V240H103ZM112 241V240H111ZM128 241V240H127ZM181 241V240H180ZM203 241V240H202ZM110 242V240L108 241ZM136 242V243H135ZM135 242H131L128 243L127 245H125L123 247V249H110L107 250L108 252L111 253V257L113 260H115L114 264H127L124 263V259L127 260L128 257H132V261L128 262L129 264H138L137 260H144L145 258H138V256H134L133 253H137V251L140 249V246L137 244V240ZM139 242V241H138ZM144 242V241H143ZM159 242V241H158ZM170 242V241H169ZM174 242V241H172ZM191 242V241H190ZM201 242V241H200ZM106 243V242H105ZM111 243V242H110ZM110 243H108L110 245ZM176 243V241H175ZM173 243L172 245L176 244ZM179 243V242H178ZM181 243V242H180ZM169 244V243H168ZM184 244V243H183ZM188 244V243H187ZM86 244H84L83 246H85ZM100 245V244H99ZM98 245V246H99ZM106 245V244H105ZM147 245V244H146ZM150 245V244H148ZM186 245V244H185ZM202 245V244H201ZM143 246V245H142ZM243 246V245H242ZM81 247V246H80ZM86 247V246H85ZM107 247V246H106ZM147 247V246H146ZM170 247V246H169ZM180 245L178 244V248L179 249ZM116 248V247H115ZM118 248V247H117ZM125 248L127 249V252H125ZM143 248V247H142ZM141 248V249H142ZM149 247H147L146 249H148ZM151 248V247H150ZM149 248V249H150ZM202 248V247H201ZM11 249V248H10ZM104 249V248H103ZM160 249V248H159ZM222 249H227V250H231L232 251V256L233 258L235 257L234 262H231V258L229 256L230 253H227L224 255V253H220L219 250ZM67 250V249H65ZM161 250V249H160ZM9 251V250H8ZM12 251V250H11ZM115 251V252H114ZM142 251V250H140ZM146 251V250H145ZM164 251V250H163ZM239 251V252H237ZM27 252V251H26ZM114 252V254H113ZM154 252V251H153ZM223 252V250H222ZM30 253V252H29ZM29 253H25L23 255V259H19V258H15L12 261V263L17 264L18 260H24L25 262H29V264H39V260H35L33 258L32 255H30ZM45 253V252H44ZM70 253V252H69ZM104 253V252H103ZM166 257H160L161 260L163 262H165V264H191V261L189 259L188 263H185V261L182 262H178L179 260L183 259L182 257H179L177 252H174V250H168L166 248L165 252H163ZM185 253V252H184ZM187 253V252H186ZM33 254V253H32ZM40 257L43 258V254L42 251L40 253ZM66 254V253H65ZM63 254V255H65ZM68 254V253H67ZM107 254V253H106ZM180 254V253H179ZM9 255V254H8ZM7 255V256H8ZM48 255V254H47ZM87 255V254H85ZM224 255V256H223ZM7 256L5 255L4 258H1V261H4L5 263L9 262L10 260H7ZM39 256V255H38ZM109 256V255H108ZM153 256V254L151 255ZM156 256V255H155ZM181 256V255H180ZM186 255H184L185 257ZM203 256V255H202ZM206 256V254H205ZM209 257V256H208ZM9 258V257H8ZM40 258V259H42ZM105 258V257H104ZM151 259L153 257H150ZM202 258V257H201ZM213 258V257H212ZM210 258V259H212ZM10 259V258H9ZM155 259V258H154ZM185 259V258H184ZM209 259V258H208ZM244 259V260H243ZM106 260V259H105ZM108 261L110 259H107ZM156 260V259H155ZM161 260H157L158 262H161ZM199 260V259H197ZM202 260V259H201ZM222 260V259H221ZM152 261V260H151ZM208 261V260H207ZM243 261V263H242ZM143 263V262H142ZM141 263V264H142ZM149 263V262H148ZM153 263V262H152ZM203 263V261H202ZM201 263V264H202ZM219 263V262H217ZM156 264V263H155ZM197 264H200V262H197ZM247 264V263H246Z\"/></svg>",
    "mask_w": 264,
    "mask_h": 264
},
{
    "label": "snow or ice",
    "instance_id": "3",
    "mask_svg": "<svg viewBox=\"0 0 264 264\" xmlns=\"http://www.w3.org/2000/svg\"><path fill=\"white\" fill-rule=\"evenodd\" d=\"M73 3H75V0H73ZM145 11H146L147 17H148V22H145V27H147L148 26V23H150V22H154L156 25H158V26H160L162 28L166 27V25H164L161 21L156 20L154 17H152V14H151L150 10H148V7H147V0H145ZM119 13H120V10H117V14L118 15H119ZM8 14L11 15V13H8ZM137 15H139V13ZM181 15H184V13H181ZM193 15H196L197 17L199 16V14H195V13ZM200 19H203V18H200ZM136 22L137 23H140V22H144V21L141 18L140 21H136ZM203 23L205 24V26H210L209 23H208V21L206 19L203 20ZM46 28H47V25H44L42 27L41 31L43 32ZM167 30L168 31H172V29H170V28L167 29ZM245 31L246 32L248 31V28L247 27L245 28ZM217 33H218V35L220 34L218 27H217ZM177 35L178 36H181V35H186V34L177 33ZM188 38L191 39V40L196 41L198 44H201L204 47H210L209 45H207L206 42H204L199 37L189 36ZM63 43L66 44L67 47L74 53V55H73V59L74 60H76L78 56L87 55L86 53H80V52H78L71 43H69L67 41H63ZM177 46H180V45H177ZM12 51L15 52L16 50L13 49ZM245 54L246 55H249V53H247L246 51H245ZM16 55L19 56L21 58V60L34 61L36 64H38L40 66L41 70L44 71V72L50 71L36 57L26 56V55H24L23 53H20V52H16ZM99 55L102 58H105V60H106V58L109 55V53H100ZM110 55L113 56V57H116L117 60H120V57L118 56V54L116 52H112ZM215 59H217V58L214 56V60ZM217 62H218V60H217ZM120 67L122 69H127V65L124 63L123 60H120ZM220 68H221V75L223 76V65H220ZM127 70L129 72H131V69H127ZM131 74H132L133 80H135V77H136L137 74L135 72H132ZM52 76L54 77L55 82H58L59 85H60V87L62 89L67 87L64 84L63 80L59 76H57L55 73H52ZM123 84H124V82H123V80H121V85L123 86ZM156 86H157V89H159V83L158 82H157V85ZM181 86L183 87L182 84H181ZM135 87H136V85L133 84V88H135ZM77 91H79V90H77ZM204 91L205 92H208L209 89L207 87H205L204 88ZM211 91L215 92L216 90L215 89H212ZM241 92H242V94H244V89L243 88H241ZM133 95L137 96L138 99L140 98L138 92H133ZM184 95H185V97H187V96L190 95V93L187 91V89H185ZM225 102H227V101H225ZM61 106H63V102H61ZM165 114L168 115L170 122H172V123H175L176 122L175 121V117H173L170 113H165ZM256 119L259 122V121L264 120V117L258 116ZM246 123L247 124H251V121H248ZM241 127H244V125H241ZM0 129H3V124H0ZM56 131H62V130L61 129H56ZM0 134H2V132H0ZM121 143L122 144L124 143L123 137L121 138ZM249 143H251L253 147L256 146L255 145V142L252 141L251 138H249ZM178 146L185 147L186 145L181 144V145H178ZM11 151H12L11 148H9L7 151H0V159H8V158H10ZM72 154L74 155V153H72ZM93 154L94 155H101L102 156V154L96 153L95 149H93ZM256 154H257L256 152H253V155H256ZM104 162H105V164H110L111 163V161H109V160H105ZM82 163L89 164L90 165V162H87V161H82ZM257 163H259V160L257 161ZM135 167H137V168H140L141 167V165L139 164V162H137L135 164ZM261 173H262V175L260 177V179H261L260 187L261 188H264V164L261 165ZM93 179H94V175H93ZM9 180H11V177L10 176H9ZM186 183L189 184V185H191V188L189 189V195L192 197L193 204H195L196 203V191L195 190L198 187H200V185L198 183L193 182L191 179H188L186 181ZM234 184H235V181H234ZM14 187H15V185H14ZM65 187L66 188L68 187L67 186V182H65ZM181 187L183 188L184 185L182 184ZM236 191H238V188L236 189ZM179 195H180V193H176L175 194V196H179ZM234 195H235V191H234ZM100 196H101L100 201L93 204V212H94L95 215H99V213L101 211H104L107 207H110V201L108 200L106 194H104L103 192H101ZM175 196L173 197L174 199H175ZM99 203H103L104 208H100L98 206ZM165 203H166L165 201H161L160 202V206H163ZM261 203H264V202H261ZM155 207L156 206H154V208H153V214H155ZM191 208H192V205H189V209H190V213L189 214L192 216L193 222L196 223L197 226L199 227V223H200L199 213L201 212V209L199 208L198 205H196V212L195 213H192L191 212ZM15 219L21 221L22 226L25 225V224H29L30 225V221H27L23 217L17 216V217H15ZM172 219L175 220L174 217ZM165 227L167 228V225H165ZM174 227H176V228L179 229V225H174ZM180 231L186 232L187 235H188V237L190 238L191 244H194L195 245V247H191L190 246L189 249L187 250V253L186 254L188 255L189 260L193 262V264H197V258L200 255V248H201L200 242L197 239V234L195 232H188L187 230H184V229H180ZM129 239H131V238H129ZM208 239H212V237L209 236ZM140 243L142 245L144 244L143 241H141ZM32 245H33V251L36 252L37 254H39L42 251V249L39 246V244H38L37 241L33 240L32 241ZM148 247H150V245ZM180 250L181 251H185V249H183V248H181ZM3 255H4V251H3L2 241H0V256H3ZM73 255L76 256L77 258L79 257V254L78 253H73ZM156 259L157 260H161L160 257H156ZM43 264H67V262L63 260V258L61 257V255L58 252H56V253H53L50 257L43 258ZM109 264H112V262L110 261ZM161 264H165V262H163L161 260Z\"/></svg>",
    "mask_w": 264,
    "mask_h": 264
}]
</instances>
